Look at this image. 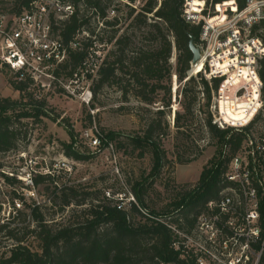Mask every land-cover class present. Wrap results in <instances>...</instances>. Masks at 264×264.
<instances>
[{
    "label": "trees",
    "instance_id": "obj_1",
    "mask_svg": "<svg viewBox=\"0 0 264 264\" xmlns=\"http://www.w3.org/2000/svg\"><path fill=\"white\" fill-rule=\"evenodd\" d=\"M35 1L14 0L10 12L19 15L32 9ZM65 1L73 3V12L65 18L52 15L53 34L66 45L82 35L81 45L76 49L69 48V59L55 69L56 77L70 79L75 74L80 77L89 68L85 64L89 56L96 55L104 44H112L99 64L96 76L91 68L86 71L93 82L94 98L105 86L115 85L121 92V109H129L131 99L136 98L144 105L141 110L153 114L144 118L138 111L143 126L129 134L109 131L105 134L109 141L126 151L139 150L141 157L149 152L152 158L150 176H158L168 158L163 139L171 134L167 116L172 110L173 77L176 76L181 95V110L176 111L174 118L177 149L184 148L182 141L191 139L192 119L198 110L204 116L201 128L217 142L218 150L215 158L204 166L198 182L192 187L181 186L160 210L149 208L144 198L154 184V181L147 184L149 177L135 181L133 200L128 207L124 205L127 195L120 199L113 192L83 183L55 184V169L32 178L34 186L43 181L54 183L52 187L46 186L52 198L28 202L24 189L30 186L4 171L0 163V178L13 188V212L6 220L0 219V238H5L8 243L0 249V264H159L161 261L196 264L194 257H182V251L174 248L173 243L179 237L168 224H176L188 232L194 229L198 214L210 200L218 197L220 176L246 138L244 131L233 127L222 129L213 121V97L222 78L208 80L200 72L205 59L197 64L196 71L191 70L193 53L189 42L194 36L198 45L201 26L186 21V0H130L131 4L141 1V5L127 4L125 20L119 13L109 17L108 8L113 0ZM217 3L218 13L210 20L220 17L222 6H234L233 0H212L213 5ZM237 3L242 8L245 0H237ZM100 23L104 28H99ZM255 32L264 40V22ZM174 47L177 50L175 65L171 63ZM2 67L8 68L0 64V69ZM9 71L13 74L11 84L20 92L21 99L0 94V153L18 148L21 132L16 124H21L25 118L41 121L47 112V101L38 97L40 91L31 79L18 80L17 75ZM188 73L197 75L188 78ZM259 74L264 85V58ZM229 113L235 115L231 108ZM89 120L92 122L90 114ZM64 153L75 160L90 158L72 144L65 145ZM179 161L183 162L180 157ZM49 204L57 208V212L69 211L61 220L48 218L43 209ZM259 264H264V254Z\"/></svg>",
    "mask_w": 264,
    "mask_h": 264
},
{
    "label": "built area",
    "instance_id": "obj_2",
    "mask_svg": "<svg viewBox=\"0 0 264 264\" xmlns=\"http://www.w3.org/2000/svg\"><path fill=\"white\" fill-rule=\"evenodd\" d=\"M195 1L186 0L184 17L201 26L198 46L205 62L200 72L208 80L222 78L213 97V121L222 129L244 131L246 138L220 176L218 197L198 214L194 229L188 232L173 223L168 226L179 237L174 248L182 251V257H194L196 264H259L264 254V85L259 74L264 40L255 29L264 22V0H245L242 8L233 0L234 6L225 7L224 20L215 23L210 18L218 13V3L201 0L203 5L196 8ZM72 12V4L65 0H36L32 9L13 19L0 11L1 66H7L18 80L30 78L40 92L62 86L60 90L72 95L81 93L70 85L79 83L90 68L95 71L99 51L89 56L85 63L89 68L80 77L57 78L54 73L68 61L69 48L80 47L82 35L66 45L54 36L51 17L65 18ZM88 93L90 101L92 91ZM252 100L242 111L231 104ZM229 106L235 115L229 113ZM83 136L95 148L114 149L96 124ZM27 185L34 186L32 178Z\"/></svg>",
    "mask_w": 264,
    "mask_h": 264
},
{
    "label": "rangeland",
    "instance_id": "obj_3",
    "mask_svg": "<svg viewBox=\"0 0 264 264\" xmlns=\"http://www.w3.org/2000/svg\"><path fill=\"white\" fill-rule=\"evenodd\" d=\"M13 1L0 0V11L7 14L10 19L14 17V14L10 12ZM70 4L73 5V3ZM127 4H131L130 0H113L108 8L109 17L112 18L119 13L125 20L128 11ZM131 5L140 6L141 1ZM194 5L196 8H200L203 2L196 0ZM225 7L227 6L224 5L220 8V17L210 20L212 23L223 21ZM101 27L104 28L102 23L99 24V28ZM108 36L109 33L106 34V37ZM111 47L112 44H104L103 48L98 50L101 55L93 72L95 76L99 64ZM202 59L204 58L202 57ZM176 60L177 50L174 47L171 63L175 65ZM219 65L222 67L223 64ZM196 66L191 65V70L196 71ZM12 75L8 68L2 67L0 69V94L3 97L20 100V92L16 91L11 84V81H13ZM187 75L189 78L197 75V73L195 75L188 73ZM43 80L49 82L47 79ZM92 84V79L86 75L81 77L79 83L70 85L71 89L81 92L76 95L60 91L59 89L62 86L59 89L42 90L38 97L45 98L47 101L46 115L41 117V121H36L35 118H25L21 124H16L20 126L21 132L18 148L0 153L2 169L10 175H16L26 185L29 184L31 178L45 175L51 171L54 172L53 169H55V184L83 183L88 187H94L95 185L98 188L106 189L108 192H113L120 199L127 195L128 198L126 197V201H124L125 206H128L130 200H133L132 189L135 181L143 179V176L149 177L147 184L152 181H154V184L145 193L144 198L149 208L156 210L164 208L181 186L192 187L198 182L204 166L215 158L218 144L211 140L206 130H202L200 123L204 116L197 110L192 119L191 139L182 141V144H185L186 147L184 146L180 150L177 149L178 141L174 118L176 111L181 110L179 105L181 95L178 93L179 83L176 76L173 77L172 110L167 116L171 124V134L163 139L168 158L165 167L156 177L150 176L152 158L149 152L145 157H141L139 156V150L132 151L129 149L126 151L124 148H119L115 142L114 149L95 148L83 136L84 131L94 124L104 134L109 131L129 134L143 126L137 115L138 111L142 112L144 118L153 115L141 110L144 105L136 98L131 99L129 109H121L123 105L121 92L115 85L102 88L96 99L92 93V98L88 101L90 95L87 92L92 91ZM26 99L24 100L26 101ZM254 102L255 100L239 103L234 101L231 104L242 111L243 107L250 106ZM93 103L95 106H92ZM230 108L229 106L228 111H230ZM89 114L92 115V122L89 120ZM189 122L191 123V119ZM66 144H72L76 150L89 155L90 158L75 160L68 157L64 153ZM199 150H201V153ZM179 157L183 162L179 161ZM47 185L52 187L54 183L49 184L43 181L38 186H30L24 189L28 202L33 200L49 201L53 195L50 190H46ZM12 189L4 182L3 178H0V219L2 221L6 220L13 212ZM18 189L22 191L21 188ZM23 207L24 205L21 208ZM43 210L48 218L56 217L58 220L66 216L69 211L57 212V208L51 207L50 204L48 208ZM7 244L5 238H0L1 250L3 249L2 246ZM33 245L35 246L36 243H33Z\"/></svg>",
    "mask_w": 264,
    "mask_h": 264
},
{
    "label": "water",
    "instance_id": "obj_4",
    "mask_svg": "<svg viewBox=\"0 0 264 264\" xmlns=\"http://www.w3.org/2000/svg\"><path fill=\"white\" fill-rule=\"evenodd\" d=\"M189 47L193 53V59H192V63H191L193 66V65L197 64L202 59L200 47L195 42L194 36H192L190 39Z\"/></svg>",
    "mask_w": 264,
    "mask_h": 264
},
{
    "label": "bare ground",
    "instance_id": "obj_5",
    "mask_svg": "<svg viewBox=\"0 0 264 264\" xmlns=\"http://www.w3.org/2000/svg\"><path fill=\"white\" fill-rule=\"evenodd\" d=\"M201 60H202V59H201ZM201 60H200V61H201ZM200 61H199V62H200ZM199 62H198V63H199ZM198 63H197V64H198ZM197 64H195V65H197Z\"/></svg>",
    "mask_w": 264,
    "mask_h": 264
}]
</instances>
